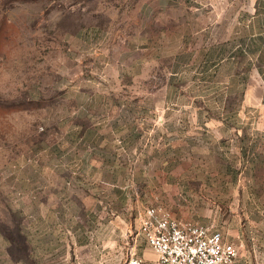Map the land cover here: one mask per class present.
I'll list each match as a JSON object with an SVG mask.
<instances>
[{
  "label": "rangeland",
  "instance_id": "374dc122",
  "mask_svg": "<svg viewBox=\"0 0 264 264\" xmlns=\"http://www.w3.org/2000/svg\"><path fill=\"white\" fill-rule=\"evenodd\" d=\"M258 85L264 0H0V264L153 262L148 206L261 261Z\"/></svg>",
  "mask_w": 264,
  "mask_h": 264
},
{
  "label": "built area",
  "instance_id": "2783aa9c",
  "mask_svg": "<svg viewBox=\"0 0 264 264\" xmlns=\"http://www.w3.org/2000/svg\"><path fill=\"white\" fill-rule=\"evenodd\" d=\"M139 231L156 260L148 262L132 252L126 264H234L239 256L221 232L173 218L161 206L145 209Z\"/></svg>",
  "mask_w": 264,
  "mask_h": 264
},
{
  "label": "crops",
  "instance_id": "0c3cea01",
  "mask_svg": "<svg viewBox=\"0 0 264 264\" xmlns=\"http://www.w3.org/2000/svg\"><path fill=\"white\" fill-rule=\"evenodd\" d=\"M259 87H260V85H258L256 88L251 87L249 89H246L245 99H246V102H248V103H252V102L257 103L256 106L259 107V110H260V122L257 125V127L255 128L254 134L256 137L258 135L261 137H264V85L262 87V92L260 94H259L258 90L261 88H259ZM237 261L235 262V264H238ZM256 264H264V255L261 256V261H259Z\"/></svg>",
  "mask_w": 264,
  "mask_h": 264
}]
</instances>
